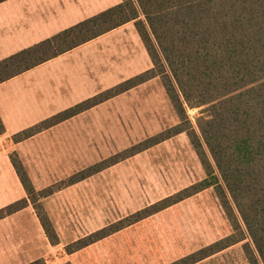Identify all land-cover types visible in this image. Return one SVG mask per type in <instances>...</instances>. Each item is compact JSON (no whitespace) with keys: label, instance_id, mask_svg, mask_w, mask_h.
Returning a JSON list of instances; mask_svg holds the SVG:
<instances>
[{"label":"trees","instance_id":"16d2710c","mask_svg":"<svg viewBox=\"0 0 264 264\" xmlns=\"http://www.w3.org/2000/svg\"><path fill=\"white\" fill-rule=\"evenodd\" d=\"M3 0H0L2 2ZM133 22L151 67L13 136L15 141L66 120L150 78L160 77L179 121L123 152L125 158L185 132L205 176L67 245L71 252L213 187L232 232L168 264H193L246 237L250 264H264V0H120L0 60V82L125 23ZM200 108L194 124L187 109ZM4 130L0 119V133ZM11 162L28 195L0 208V218L30 201L51 244L54 227L19 159ZM104 165L93 167L71 184ZM53 188L38 193L43 197ZM251 245L253 248L251 249ZM29 264H42L34 261Z\"/></svg>","mask_w":264,"mask_h":264},{"label":"rangeland","instance_id":"374dc122","mask_svg":"<svg viewBox=\"0 0 264 264\" xmlns=\"http://www.w3.org/2000/svg\"><path fill=\"white\" fill-rule=\"evenodd\" d=\"M76 1H69L67 19L62 21L63 11L57 12V20H54L53 15H46L41 8L38 12L35 8L31 11L28 0H18L25 14H20L23 25L18 40L0 39V48L11 53L119 0H82L81 5ZM3 19L5 12L0 7V37H6ZM133 24L117 32L116 37L129 39L132 33L140 41ZM51 25L56 26L51 29ZM133 54L137 59L136 50ZM138 85L104 100L97 109H86V119L58 125L53 131L56 141L38 143L35 157L24 159L32 168L30 175L17 153H11V158L21 162L36 191L34 197L43 206L58 237L56 244L43 237L38 248L41 256L35 261L43 264H168L232 232L214 188L208 187L82 248L66 250L69 243L205 176L185 132L121 158L127 149L179 121L160 77ZM199 111L200 108L187 109L193 124ZM98 165L104 166L67 184L71 178ZM48 188H53L51 194L42 197L38 193ZM28 204L31 205L30 201ZM248 242L246 237L193 264H250L243 249Z\"/></svg>","mask_w":264,"mask_h":264},{"label":"crops","instance_id":"0c3cea01","mask_svg":"<svg viewBox=\"0 0 264 264\" xmlns=\"http://www.w3.org/2000/svg\"><path fill=\"white\" fill-rule=\"evenodd\" d=\"M69 1L28 0L31 11L35 8L38 12L41 8L46 15H53L54 20H57V12L63 11L62 21L67 19ZM76 2L78 5L82 4V0ZM0 7L5 12L3 20L6 36L0 39L18 40V32L23 25L21 15L25 16L18 0H4L0 2ZM85 18L49 32L43 39ZM51 19L50 17V21ZM130 24L133 23H125L0 82V119L4 128L0 133V207L26 198V192L11 162V153H17L30 175L32 168L24 159L35 157L37 144L44 141L55 142L53 131L58 125L84 120L88 110L22 140H13L15 134L151 67L149 56L141 39L137 40V35L131 33L129 39L116 37L117 32ZM55 26L51 25V29ZM41 40H35L30 45ZM30 45L15 48L11 53L1 47L0 60ZM135 50L137 59L133 54ZM99 106L101 103L91 107V110ZM43 231L30 204L0 218V264H27L37 260L41 256L38 249L41 240L46 238Z\"/></svg>","mask_w":264,"mask_h":264}]
</instances>
